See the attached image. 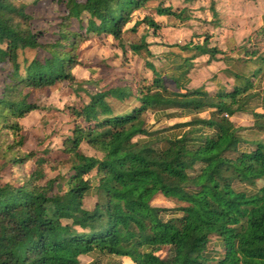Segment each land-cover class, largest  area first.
I'll return each instance as SVG.
<instances>
[{"label":"trees","instance_id":"trees-1","mask_svg":"<svg viewBox=\"0 0 264 264\" xmlns=\"http://www.w3.org/2000/svg\"><path fill=\"white\" fill-rule=\"evenodd\" d=\"M60 1L66 15L58 38L42 43L31 29L25 0H0V63L8 60L13 67L0 96V175L8 166L18 169L29 161L59 166L23 150L21 121L37 108L25 89L78 82L73 70L80 64L76 51L85 37L71 29L72 20L82 22L86 16L87 26H81L86 36L106 34L120 41L134 13L157 0ZM211 3L216 15L215 2ZM155 11L191 19L184 17L186 10L177 12L171 6L159 4ZM143 22L155 33L161 27L152 16L137 24ZM193 37L203 40L175 45L194 54L175 64L172 74L153 67L151 82L99 92L82 108L70 110L73 135L64 140L59 161L69 165L71 175L64 178L68 190L53 193L51 181L40 185L44 174L38 171L16 170L12 183L0 177V264H81L80 256L94 252L128 258L127 264H264V185L249 189L258 180L264 182V142L255 140L254 150H241L249 141L231 120L238 113H250L252 129L264 133V81L260 92L252 79L230 92L187 89L193 61L222 54L211 44L210 33ZM2 45L7 57L1 55ZM37 49L47 55L19 60L21 52ZM257 61L261 68L254 76L259 77L264 55ZM163 74L170 75L177 90L167 87ZM108 98L121 103L134 98L136 103L115 111ZM150 111L166 113L167 118L189 111L191 118L164 130L184 129L179 135L166 136L148 129ZM204 112L210 116L200 117ZM84 143L101 156L84 154ZM233 181L245 188H234ZM92 189L97 202L88 210L83 202ZM157 194L186 204L174 210L182 215L166 221L163 213L172 210L151 205ZM214 236L224 242L220 258L208 249ZM88 264L106 263L97 258Z\"/></svg>","mask_w":264,"mask_h":264},{"label":"rangeland","instance_id":"rangeland-1","mask_svg":"<svg viewBox=\"0 0 264 264\" xmlns=\"http://www.w3.org/2000/svg\"><path fill=\"white\" fill-rule=\"evenodd\" d=\"M212 0H157L149 2L146 6L134 13L132 20L125 26L122 40L115 39L112 35H95L90 34L86 36L82 27L87 26V17L83 16L82 22L72 20L71 29L80 32L84 35L76 51V55L80 64L73 70L78 82L70 83L67 81L59 82L52 87H46L38 90L25 89L24 94L29 96L28 100L33 103L37 108L32 111L21 122L24 126L23 134L26 138L23 150L25 152H37L39 157L46 159H53L59 166L53 168L52 164L45 162L44 164L36 165L35 161H29L23 166L16 167V169L8 166L1 173L0 177L4 182H14L15 171L18 173L38 171L44 174L39 180L40 185H45L47 182H53V193H60L69 189L65 180L71 175L68 164H60L59 161L63 159L61 151L63 150V142L67 137L73 135L74 122L71 117L70 110L72 108H82L85 104L90 102L91 96L108 91L112 88L123 87L127 83L134 84L137 81L151 82L154 78V69L166 68L169 74L174 71L175 64H181L183 59L190 57L193 52L182 51L175 45H185L191 39L194 38L196 42L203 40L193 37L194 34L203 35L204 33H216L221 32L230 34L228 31H224L222 27H213V18L208 14L205 15V10L210 8ZM215 2V0H213ZM253 0H239L240 3L249 4ZM259 0H254L255 4H258ZM28 4L27 12L31 15L32 20L30 22L31 29L39 36V40L42 43L54 42L58 38V31L63 17L66 15V7L60 0H25ZM264 5V0H260ZM162 4L165 7L172 6L178 10L184 11V17H189V21H181L173 17L158 18L156 13V7ZM227 4V3H226ZM186 5L185 7H182ZM179 6V7H178ZM182 7V8H181ZM250 6L243 5L242 8L250 11ZM210 12V11H209ZM208 13V12H207ZM222 13L223 12L222 9ZM226 25L225 27L230 30H236L231 36H227L223 41L214 39L211 40V44H217L219 48L230 50L227 53L225 59H221L226 64L227 61H232L231 69L237 70L244 74V79H252L256 75L261 65L252 63V53L256 57L264 55V29L258 31L259 25L258 19L255 17L252 19V24L256 29L248 38L241 39L240 31L241 23L235 20L231 21L233 14L226 13ZM145 16L153 17L156 22L160 24V29L155 33L154 30L146 23L137 24L141 22ZM230 16V17H228ZM234 18V16H233ZM231 22H233L231 24ZM264 25V20H263ZM215 28V29H214ZM218 31H217V30ZM238 29V30H237ZM214 32V33H215ZM238 34L240 36H238ZM220 36V34H217ZM234 35L236 41H234ZM218 37V36H217ZM238 38V39H237ZM3 57H7L5 45L1 46ZM241 49V50H240ZM243 50H246L245 52ZM227 51V52H228ZM243 51V52H242ZM241 53V54H240ZM47 53L41 49L26 50L20 53L19 60L22 62L25 58L28 61L34 58L43 59ZM239 55V57L237 56ZM254 60V59H253ZM202 65H199V61L194 64L195 69L190 73L192 83L187 88H205L215 83V79L209 78L207 72H202L200 69L204 66V61H200ZM236 62V63H235ZM169 67V68H168ZM173 70V71H171ZM204 70V69H202ZM13 71L12 64L7 60L0 63V96L4 88V80L7 75ZM168 74V75H169ZM163 74V78L168 87L177 90L172 81L170 75ZM264 77V71H262L257 77L261 79ZM215 80V81H213ZM194 86V87H191ZM191 87V88H190ZM256 92H260V89H256ZM115 111H125L128 108L135 105L134 98L127 100L124 103L118 102L112 98H108ZM261 111V109L259 110ZM172 112L171 110L168 111ZM209 112L200 114L202 118H208ZM191 117L186 120L181 118L168 119L164 115L154 116L153 112H148L146 115L147 126L150 131L162 132L166 136H177L184 129H174L164 132L171 126L180 122L189 121ZM254 119H251V115L246 114L244 118H240L237 121H233L237 127L245 128L243 131V137H245L249 143L243 145V149L246 151H252L257 146L254 143L256 141L264 142V133L255 134L252 130V124ZM242 122V125H239ZM240 134V132H239ZM139 138V137H138ZM136 138V140L138 139ZM164 148L166 145H163ZM82 152L88 156H98L101 154L91 149L87 144H82ZM2 156L0 157V163L2 162ZM4 163V161H3ZM96 171L92 172L89 179L93 181L96 177ZM66 178V179H64ZM234 188L242 189L245 186L241 185L237 181L232 182ZM264 185L262 180H258L256 187H249V189H259ZM52 193V194H53ZM97 202V195L94 189L85 197L83 206L85 209L92 210ZM151 205L158 208H164L172 210L171 212L163 213L164 219L167 221L171 217L175 216L174 210L186 206V204L179 202L176 199L167 198L162 194H157L151 202ZM182 213H177L176 216H181ZM67 222V221H64ZM80 231V229H78ZM218 238L212 237V241L209 244V251H215L213 242ZM168 249H165L164 253H167ZM101 259L106 264H123L122 258L116 256L101 255L99 252H94L88 255H82L79 257L81 264H88L95 259Z\"/></svg>","mask_w":264,"mask_h":264},{"label":"crops","instance_id":"crops-1","mask_svg":"<svg viewBox=\"0 0 264 264\" xmlns=\"http://www.w3.org/2000/svg\"><path fill=\"white\" fill-rule=\"evenodd\" d=\"M250 4H252V6H253V7H250V11H247V10L242 8L243 5H245V7H246V6H250ZM185 6L186 5H184L182 7H185ZM173 9H174V11H177V12L181 11V10H178L177 8H173ZM215 9H216V12H217L216 15L211 11L210 8L205 10V15H207V17H208V14H209L211 16V18H213L212 19L213 20V23H212L213 27L219 26V29H220V27H222L224 31H226V32L228 31L230 34L227 33V36H230V38L235 33L236 30H230V29L225 27V25H226V16H224V15H227L226 14L227 12L230 15L233 14L234 18L232 16V18H230V20L231 21H233V20L235 21L236 20L238 22L236 25H238L239 22L241 23L240 24L241 25V29H243L242 31H240V35L242 33L241 39L248 38L257 29V28L255 29L253 24H252V21H253L252 19L254 17H255V19H258V23H257V25H259L258 31H263V29H264V25H263L264 5L260 2V0L258 1V4H255L254 0L251 3H249V4H244L243 2L240 3L239 0H215ZM222 9H223L224 13L226 12L225 14L222 13ZM166 17H173V16H160V15H158V18H162L163 19V18H166ZM228 17H230V16H228ZM173 18L178 19L176 17H173ZM208 19L210 20V17H208ZM178 20H180V19H178ZM187 21H189V20H187ZM232 23L233 22H231V24ZM214 32H213V30H212L211 33L209 32L212 35L211 40L214 37L213 35H215L214 39H217V40H220V39L224 40L225 38H227V36L223 37V35H226V33L222 34L221 32H219V33H216V32L214 33ZM217 34H220V36L217 35ZM240 35L238 34V36H240ZM238 36H236V37H238ZM236 37L234 35V41H236ZM214 46L218 47L217 44H214ZM218 49L221 50L222 54L218 55L217 59L210 60L209 56H200V57H197L193 61L194 63L199 61V65H202V63H203V62L201 63L200 61H204V66L200 69V71L207 72V75H208L209 78H213V79L216 80V81L213 80V81H215V83L211 84V86H207V87L204 88L206 91H208V92H210L212 94H214L216 92H219V91L230 92V91H232V89L235 86H243L246 83L243 73L238 72L237 70H232L231 69V65L233 63L232 61H227L226 64H225L224 61L221 60V59H225L227 57V55H228L227 53H229L230 50L228 51L227 49H222V48H219V47H218ZM237 56L239 57V55H237ZM252 63L260 64L257 61V57L256 56L252 57ZM195 66L196 65L194 64V68L192 69V71L195 69ZM202 69H204V70H202ZM252 81H254L255 84H257L256 88L258 90L262 89L264 77H262L261 79H258L256 76H253L252 77ZM192 82L193 81H191L190 74H189V83L187 84V86L190 83H192ZM172 85H174V87H176V85L173 82H172ZM191 87H194V86H191ZM170 89L174 90V88H172V87ZM191 89H198V88L194 87V88H191ZM257 110L259 111L260 108H257ZM153 114H154V116H159L161 114L166 116V113H163L161 111L153 113ZM181 114L183 115V117H174V118H181V119H185L186 120L188 117H190L191 112H189V111H183L182 112L181 111ZM246 114L251 115V119H253V116L250 113H238L235 116H233L231 118V120L232 121H237L240 118H244ZM170 119H172V118H170ZM251 121H253V120H251ZM253 123H254V121H253ZM239 125H242V122H240ZM245 130H246L245 128H241L240 135H242L243 131H245ZM250 131L252 132V134L253 133L256 134V131L254 129H252ZM241 150H244L243 147H241ZM213 246H214V249H215L214 253H216V255L219 258L224 255V242H223L222 239L216 238V240H214V242H213ZM122 259H123V261H125L123 264H127V263L130 262V260L128 258H122Z\"/></svg>","mask_w":264,"mask_h":264}]
</instances>
